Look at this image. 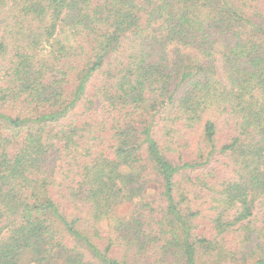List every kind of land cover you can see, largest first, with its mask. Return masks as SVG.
I'll return each mask as SVG.
<instances>
[{"label": "trees", "instance_id": "obj_1", "mask_svg": "<svg viewBox=\"0 0 264 264\" xmlns=\"http://www.w3.org/2000/svg\"><path fill=\"white\" fill-rule=\"evenodd\" d=\"M0 264H264V0H0Z\"/></svg>", "mask_w": 264, "mask_h": 264}]
</instances>
